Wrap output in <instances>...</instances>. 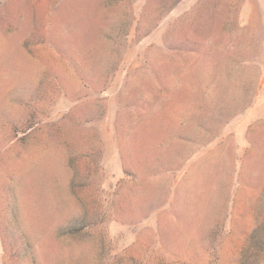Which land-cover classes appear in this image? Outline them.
Wrapping results in <instances>:
<instances>
[{"label":"rangeland","instance_id":"1","mask_svg":"<svg viewBox=\"0 0 264 264\" xmlns=\"http://www.w3.org/2000/svg\"><path fill=\"white\" fill-rule=\"evenodd\" d=\"M0 264H264V0H0Z\"/></svg>","mask_w":264,"mask_h":264}]
</instances>
